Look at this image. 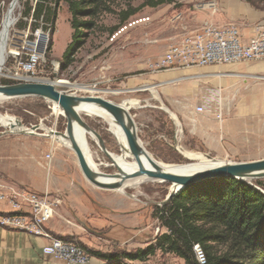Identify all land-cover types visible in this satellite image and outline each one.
I'll list each match as a JSON object with an SVG mask.
<instances>
[{
  "label": "rangeland",
  "instance_id": "obj_1",
  "mask_svg": "<svg viewBox=\"0 0 264 264\" xmlns=\"http://www.w3.org/2000/svg\"><path fill=\"white\" fill-rule=\"evenodd\" d=\"M12 1L0 0V33L7 7ZM217 1L181 0L151 8L144 6L146 0H101L95 16L79 18L78 21L90 22L92 26L80 28L84 33L83 44L73 55L72 62L64 67L62 55L71 42L73 33L70 26L71 15L66 3H61L59 6L53 33L39 28L31 32L29 28L32 20L22 18V0H18V9L7 34L5 49L8 53V50L15 46H21L24 37L20 35L26 34L32 41L38 32L43 38L46 49L43 62L35 70L37 82L55 84L62 80L67 82V85H55V89L66 94L102 97L119 105L126 100L137 102L136 106L126 110L134 121L142 147L156 162L192 164V161L187 160L179 152L180 143L174 142L172 130L176 120L172 121L169 113L164 110H170L169 98L172 92L170 87L174 85V80L164 81L163 76L168 75L166 73L179 71L158 73L153 65L162 58L171 45L178 44L186 34L197 31L203 23H211L207 20L202 21L201 17L204 12H209V4H216ZM249 1L255 7L264 9V0ZM129 9H138V12L122 23V13ZM217 12L216 10L209 13L213 16ZM21 22L26 23L24 29L18 28ZM257 63L259 62L240 65V73L234 76H229L228 72L227 75L213 76L211 75L213 72H207L208 69H212L210 67L198 70L199 76L196 78L201 79L197 93L207 96L206 107L216 112L217 116L239 117L240 124H234L230 128L232 134L224 139L226 149L221 155L205 153L202 150L193 151L183 148L182 150L199 152L211 159L223 160L226 163H246L264 159V88L261 86L264 85V70L260 71L262 67L251 68ZM10 65L11 61L6 55L1 67L0 85H4L2 81H9L2 75ZM255 70L258 71L252 72ZM180 75H182L180 78H186L184 73ZM224 76H228L227 82L225 78H222ZM75 85L85 86L89 90H80ZM256 86L258 88L254 89ZM152 88L155 95L151 92ZM249 91H252L250 98H248ZM234 98L235 101H233ZM230 101H233L231 107H229ZM6 117L14 119L15 123L19 121L21 128L40 125L42 129L36 130L33 134L13 132L0 137V175L4 176V171L7 174L8 169L12 170L17 162H21L22 158L26 157L28 160L43 164V169L39 168L37 173V179L43 186L47 185L52 177L63 175L65 179L70 178L76 185H82L84 190L109 191L92 186L82 175L74 152L69 147L50 139L48 131L64 133L66 129L65 118L54 113L51 102L36 97L2 100L0 101V118ZM82 119L86 127L102 140L105 148L101 147L96 137L86 135L90 162L94 170L106 175L118 173L112 160L103 153L108 152L115 161V158L120 160V155L123 153L110 133L109 126L94 116L83 115ZM5 130L9 129L3 128L0 124V133ZM47 155H50L49 161L46 159ZM126 161L134 162L128 157ZM121 167L123 169V165ZM15 172H17L16 177L21 174L18 170ZM243 182L264 193V188L261 189L256 185L261 183L264 186V177ZM168 188L167 183L147 180L140 185L115 190L114 194L126 197L133 203V209H137L139 216L134 214L115 219L114 229L117 231L112 236L109 234V237L116 239L119 245H114L110 239H107L109 243L104 242L105 245H102L101 249L110 253H135L155 243L156 238L164 233L165 229L161 222L153 217V211L164 205L162 203L168 195ZM50 189L51 187L46 192L51 197ZM15 190L26 189L16 188ZM2 215L4 214L0 213V216ZM128 226L138 227L139 232L132 231L136 229L126 230L125 227ZM99 236L103 237V234ZM65 240L77 242L89 251L87 248L89 246L84 244V241H73L71 238ZM104 243L98 240V244ZM225 250V247L215 245L213 253L220 255ZM125 263L186 264L176 255L161 251L148 257L146 261H126Z\"/></svg>",
  "mask_w": 264,
  "mask_h": 264
},
{
  "label": "crops",
  "instance_id": "obj_2",
  "mask_svg": "<svg viewBox=\"0 0 264 264\" xmlns=\"http://www.w3.org/2000/svg\"><path fill=\"white\" fill-rule=\"evenodd\" d=\"M215 5L218 12L213 16L209 13L210 10L204 12L201 20L210 21L218 26L235 25L239 28L243 41L252 37L258 27H264V9L252 6L244 0H218ZM239 66L210 67L212 69H208L207 72H213L211 74L213 76L228 73L229 76H234L233 74L240 73ZM251 68H261L260 71H263L264 61ZM198 70L200 69L183 71L186 78H180L182 75L179 76V74L183 73L179 72L166 73L168 75L163 76L164 81L174 80V85L170 87L172 91L169 98L170 110H167L169 118L172 121L176 120L172 136L174 142L178 141L181 145L178 144V146L183 149L202 150L205 153L221 155L226 149L224 139L232 134L230 128L234 124H240V120L236 116L225 118L220 113L221 116H217L216 112L206 107L207 96L197 93L201 79L196 78L199 76ZM222 78H225L227 82L228 76ZM261 86L264 88V85ZM257 88L258 86L254 89ZM250 92L252 91H249L248 98L251 97ZM235 100L234 98L233 101ZM233 101H230L229 107L233 105L231 103ZM197 107H201L202 111L197 112ZM226 107L228 108V104ZM16 164L12 170L8 169L7 174L4 171L5 175H0V191L7 193L16 188H23L41 195L47 193L46 191L51 187V197L60 199L55 215L46 225L47 233L54 238L84 241V244L89 246L87 247L89 251L110 253L103 251L101 247L105 245L104 242L109 243L107 239H110L114 245L118 244L116 239L109 237V234L112 236L117 231L114 229L115 219L134 214L139 216L137 209H133V203L126 197L114 194V191L84 190L82 185H76L74 181L70 178L65 179L63 175L52 177L51 181L43 186L37 179L39 168L43 169L42 163L28 160L25 157ZM15 170L21 173L17 177ZM9 211L10 208L0 202V213ZM125 228L126 230L136 229L132 231L139 232L138 227ZM99 234H103V237ZM98 240L103 241L104 244H98ZM47 242V239L43 237L4 228L0 225V264H68L42 254L41 250ZM87 264L106 263L91 257Z\"/></svg>",
  "mask_w": 264,
  "mask_h": 264
},
{
  "label": "trees",
  "instance_id": "obj_3",
  "mask_svg": "<svg viewBox=\"0 0 264 264\" xmlns=\"http://www.w3.org/2000/svg\"><path fill=\"white\" fill-rule=\"evenodd\" d=\"M181 0H146L151 8L173 4ZM254 6L251 1L244 0ZM66 3L71 15L73 30L71 42L62 55L63 66L72 62L73 55L83 44L80 28L92 23L78 21L85 16H95L101 0H22V18H31L30 31L38 28L53 33L57 12ZM138 9L122 13L124 23ZM24 29L26 23H19ZM2 84H13L2 81ZM261 189L264 186L256 183ZM157 218L165 232L146 249L135 253H101L88 251L91 257L106 264L146 261L157 251L171 253L186 264H199L193 247L198 245L204 256L203 264H264V193L243 181L218 177L193 183L172 196L170 202L155 208ZM225 247L220 255L213 253L214 246Z\"/></svg>",
  "mask_w": 264,
  "mask_h": 264
},
{
  "label": "built area",
  "instance_id": "obj_4",
  "mask_svg": "<svg viewBox=\"0 0 264 264\" xmlns=\"http://www.w3.org/2000/svg\"><path fill=\"white\" fill-rule=\"evenodd\" d=\"M215 12L216 5L208 6ZM21 46L8 50L7 56L11 65L2 75L15 83L37 82L36 68L43 62L46 46L39 33L35 39L29 40L26 34ZM264 61V27H258L255 34L243 41L240 30L235 25L218 26L203 23L195 32L186 34L178 43L171 45L162 58L153 66L156 71L179 72L206 67L244 65ZM239 73L233 74L237 75ZM197 112L202 108L197 107ZM49 161L50 155L46 156ZM58 197H50L47 193L36 194L26 190L0 191V202L10 208L0 216V225L4 228L18 230L26 234L47 239L42 254L68 264H87L91 256L80 245L54 238L47 233L46 225L55 215L60 203ZM196 260L204 263V256L198 245L193 247Z\"/></svg>",
  "mask_w": 264,
  "mask_h": 264
},
{
  "label": "water",
  "instance_id": "obj_5",
  "mask_svg": "<svg viewBox=\"0 0 264 264\" xmlns=\"http://www.w3.org/2000/svg\"><path fill=\"white\" fill-rule=\"evenodd\" d=\"M26 97L44 99L48 102L56 104L61 110L62 117H64L66 120V129L64 133L55 132L54 134L70 141V149L76 156L77 164L82 175L92 186L96 188L115 191L121 189L124 185V182L131 178L147 176L153 181L167 183L169 187H172L173 191L168 192L165 201L162 203L165 205L170 202L172 196L177 194L181 189L199 181L218 177L234 178L240 181L264 177V159L246 163H231L227 165H221L218 167L197 171L189 175L169 173L159 167L158 163L152 159L148 152L142 147L136 133L134 121L129 112L121 105L103 99L102 97H83L74 94H66L56 90L55 85L48 82H26L0 85V101ZM81 104H93L97 106L105 113L110 115L114 123L122 128L126 138V147L125 149L120 147V149L121 151H127L129 156L136 161L138 164V169L136 171L122 175L120 167L113 161L111 157H109L106 152L103 153L112 160L113 165L118 169V173L106 175L103 173H97L90 167L86 161L82 149L79 147L75 139V125L91 132L86 127L82 116L78 112ZM95 117L106 121L105 118L100 115H96ZM16 123L18 126H21L19 121H16ZM25 129L26 131L22 130L20 132L25 134H33V132L35 133L36 130H40L42 127L40 125H35ZM27 130H30L31 133H28ZM13 132L14 131H11L10 129L5 130L0 133V137L4 134ZM92 134L101 143V147L105 149L102 140L94 133ZM174 148L176 149V147ZM141 157H144L148 160L153 168L152 170L144 167L141 162ZM103 176H107L111 180L106 181L104 180Z\"/></svg>",
  "mask_w": 264,
  "mask_h": 264
},
{
  "label": "bare ground",
  "instance_id": "obj_6",
  "mask_svg": "<svg viewBox=\"0 0 264 264\" xmlns=\"http://www.w3.org/2000/svg\"><path fill=\"white\" fill-rule=\"evenodd\" d=\"M17 9H18V0H13L8 5L6 14H5L3 21H2V30L0 33V53H1L0 74L2 72L1 67L3 66V63H4L6 55H7V52L5 49L6 48L7 34L9 31V28L13 24V20L15 18L14 14H15ZM40 38L43 39L41 36H40ZM54 85H67V82L60 80V81L55 82ZM75 87L80 89V90H86V91L89 90V88H87L85 86L75 85ZM151 92L154 95L156 94L153 88L151 89ZM136 105H137V102H133L131 100H126L121 104V106L125 110L127 108H131V107H134ZM52 106H53L54 113L58 116L59 115L62 116V112L57 107V105L52 103ZM164 110L167 111V109H164ZM78 112L81 116L87 115V116H94L95 117L96 115H100L103 118H105L106 121H104V122L109 126V128H110L109 131L113 135V137L116 139L119 147H122L123 149H125V147H126L125 134H124L122 128L114 123V121L112 120L110 115H108L102 109L98 108L97 106H95L93 104H81ZM0 124L3 128L10 129L11 131H14V132H20L22 130L26 131V129L21 128V126H18L15 123L14 119H12L10 117H6L5 119L0 118ZM14 124H15V126H14ZM27 132L31 133L30 130H27ZM48 132H49V137L52 141L59 142V143L70 148V141L68 139H66V138L64 139V138H61L60 136H56L54 134L55 131H53V130L48 131ZM75 133H76L75 134L76 142L78 143L79 147L82 149L87 163L94 170V168L90 162V156H89V152H88V148H87V138H86L87 134H89L93 137H94V135L91 132L82 129L81 127H79L77 125H75ZM122 152L123 153H122V155H120V160L118 158H115L117 162L113 159V157L108 152H106V153L120 167L122 175L129 173V172L136 171L138 169V164L136 163V161L129 156L127 151L122 150ZM179 152L181 154H183L187 158V160L189 159L190 161H192V164H166V163L159 161V162H157L158 166L161 167L164 171H167L169 173H175V174H179V175H189V174H192L194 172L201 171L204 169H210V168L218 167L221 165L231 164V163H226L223 160L211 159V158L207 157L205 154H201L199 152L184 151V150H182V148L181 149L179 148ZM149 156L152 158V156L150 154H149ZM126 157H128L129 160H134V162L126 161ZM141 162L144 165V167H146L147 169H150V170L153 169L146 158L141 157ZM121 165H123L124 170L122 169ZM103 178L106 181L111 180V179L106 178L105 176H103ZM147 180H152V179H150L147 176H139V177L131 178V179L127 180L126 182H124V185L119 190L125 189L127 186H131V185L132 186L133 185H140ZM172 191H173L172 187H169L168 192H172Z\"/></svg>",
  "mask_w": 264,
  "mask_h": 264
}]
</instances>
